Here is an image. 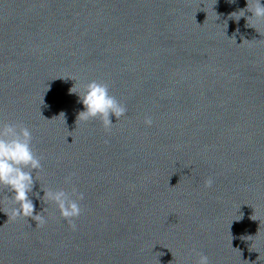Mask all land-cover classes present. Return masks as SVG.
I'll return each instance as SVG.
<instances>
[{"label":"water","instance_id":"obj_1","mask_svg":"<svg viewBox=\"0 0 264 264\" xmlns=\"http://www.w3.org/2000/svg\"><path fill=\"white\" fill-rule=\"evenodd\" d=\"M245 7L0 0V121L33 133L34 193L85 195L73 232L33 194L47 223L8 219L0 189V264H264V24L229 19ZM91 81L127 107L110 130L76 122L69 89Z\"/></svg>","mask_w":264,"mask_h":264},{"label":"clouds","instance_id":"obj_2","mask_svg":"<svg viewBox=\"0 0 264 264\" xmlns=\"http://www.w3.org/2000/svg\"><path fill=\"white\" fill-rule=\"evenodd\" d=\"M230 2H235V0H230ZM214 13L218 17L215 11ZM246 13H251V15L246 16ZM241 18L246 19L247 27L258 32V26L264 24V0H246L245 8L229 14V19L237 23ZM69 94L76 95L78 103L83 107V110L77 113L76 122L99 119L103 127L110 130L115 125L110 116H114L117 122L126 116V105L109 94L107 84L91 81L83 85L79 93H77L74 84L69 89ZM59 116H62L66 123V114L61 112ZM152 123L151 117L146 116L144 125L151 127ZM41 171L42 158L37 156L33 150L31 129L22 123L0 121V189L11 194L10 196L6 195L8 207L3 213L7 215L8 219L13 220L31 218L36 222V227H43L47 223V219L42 215L44 208L42 212L34 214L35 204L29 198L30 194H33L40 199L42 204L54 205L60 218L69 224L73 232L77 231L78 226L75 221L83 211L80 202L85 198L84 193L79 192L74 186L70 191L63 188L53 190L40 187L43 195L34 193V181L37 179L33 173ZM73 176L74 173L66 176L64 183L72 185ZM213 183V178L209 177L205 181V187H211ZM255 236L247 237L254 238ZM248 241H251L250 247L255 242L253 239H248ZM192 252L196 257L195 264H211L208 255L196 252L194 249Z\"/></svg>","mask_w":264,"mask_h":264}]
</instances>
